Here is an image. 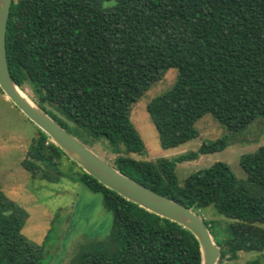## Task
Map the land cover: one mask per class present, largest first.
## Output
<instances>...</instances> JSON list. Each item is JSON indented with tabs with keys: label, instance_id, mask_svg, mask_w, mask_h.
I'll return each instance as SVG.
<instances>
[{
	"label": "trees",
	"instance_id": "1",
	"mask_svg": "<svg viewBox=\"0 0 264 264\" xmlns=\"http://www.w3.org/2000/svg\"><path fill=\"white\" fill-rule=\"evenodd\" d=\"M102 1L111 4L12 0L6 57L13 82L22 91L28 87L34 104L82 145L81 134L91 144L106 140L116 156L109 164L121 174L200 216L220 249L218 264L238 252L264 253V146L241 156L244 179L215 163L181 185L176 165L223 150L225 139L173 160L128 156L144 152L131 106L169 69L177 71L174 84L146 106L162 149L195 139V124L205 115L231 133L264 120V0ZM64 156L38 130L20 165L33 178L55 180ZM80 181L102 195L112 226L72 264H201L199 243L188 230L83 171ZM209 207L231 221L220 241L200 214ZM27 217L0 190V264H42L41 247L22 234Z\"/></svg>",
	"mask_w": 264,
	"mask_h": 264
},
{
	"label": "rangeland",
	"instance_id": "2",
	"mask_svg": "<svg viewBox=\"0 0 264 264\" xmlns=\"http://www.w3.org/2000/svg\"><path fill=\"white\" fill-rule=\"evenodd\" d=\"M92 1L103 6L111 4ZM176 78V69H169L131 106L130 121L141 138L144 152L128 156L137 161L173 160L197 152L204 143L225 139L227 146L223 150L178 163L175 168L177 180L181 185L190 175L215 163H224L236 178L244 179L245 173L239 166L241 156L264 146V120L261 118L245 130L231 133L210 115H205L195 124L198 132L195 139L172 149L161 148L146 106L169 90ZM22 92L32 101L28 87ZM68 126L74 127L70 122ZM38 130L0 90V190L27 212L22 234L29 242L41 247L42 264H72L80 250L107 238L112 214L105 208L102 195L92 192L80 181L83 170L67 156L59 161L58 178L51 175L55 180L33 178L21 167L20 163L25 159L31 141L37 138ZM91 139L81 134L80 140L86 148L113 164L116 156L109 149L108 142L100 138L91 144ZM200 214L211 223L217 241L228 235L226 228L231 221L220 216L213 207L200 210ZM256 259L264 264V253L238 252L236 259L222 264H246Z\"/></svg>",
	"mask_w": 264,
	"mask_h": 264
},
{
	"label": "water",
	"instance_id": "3",
	"mask_svg": "<svg viewBox=\"0 0 264 264\" xmlns=\"http://www.w3.org/2000/svg\"><path fill=\"white\" fill-rule=\"evenodd\" d=\"M11 2L0 0V90L5 97L83 172L125 200L188 230L199 243L201 264H218L220 249L200 216L121 174L65 131L16 86L6 57V27Z\"/></svg>",
	"mask_w": 264,
	"mask_h": 264
},
{
	"label": "bare ground",
	"instance_id": "4",
	"mask_svg": "<svg viewBox=\"0 0 264 264\" xmlns=\"http://www.w3.org/2000/svg\"><path fill=\"white\" fill-rule=\"evenodd\" d=\"M22 94V96H25L23 93H21Z\"/></svg>",
	"mask_w": 264,
	"mask_h": 264
}]
</instances>
